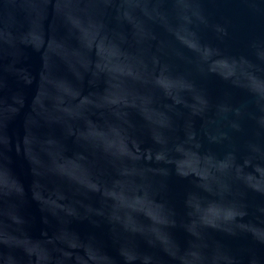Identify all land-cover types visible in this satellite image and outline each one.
I'll list each match as a JSON object with an SVG mask.
<instances>
[{
  "label": "water",
  "instance_id": "1",
  "mask_svg": "<svg viewBox=\"0 0 264 264\" xmlns=\"http://www.w3.org/2000/svg\"><path fill=\"white\" fill-rule=\"evenodd\" d=\"M0 264H264V0H0Z\"/></svg>",
  "mask_w": 264,
  "mask_h": 264
}]
</instances>
